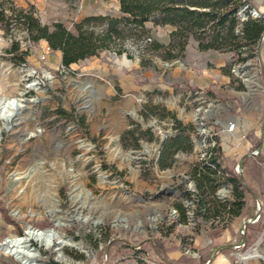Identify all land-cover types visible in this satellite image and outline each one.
Instances as JSON below:
<instances>
[{"label": "rangeland", "instance_id": "rangeland-1", "mask_svg": "<svg viewBox=\"0 0 264 264\" xmlns=\"http://www.w3.org/2000/svg\"><path fill=\"white\" fill-rule=\"evenodd\" d=\"M83 1L0 0L7 17L0 22V205L13 223L0 214V264H18L14 250L35 256L25 264H63L61 258L73 264H165L134 248L152 240L176 247L169 257L181 264H206L211 255L209 264H264V203H252L240 176L224 163L226 155L252 154L243 137L253 126L264 148V39L242 49L243 62L219 53L220 70L230 81L213 84L215 94L184 79L182 54L166 60L164 50L150 49L152 42L168 46L171 26L150 20L144 41H125L126 53L104 50L63 67L59 51L30 46L13 12L29 11L42 25L60 22L72 33L90 17L87 12L120 17L112 1ZM248 16L264 19V0L241 5L237 20ZM14 43L18 53L28 51L25 63L8 53ZM139 62L161 83L154 92L137 87L129 67ZM174 70L181 71L178 79ZM245 77L257 82L249 87ZM9 103L26 109L7 123ZM229 122L236 123L234 132H227ZM179 134L185 149L161 153L163 142ZM257 214L261 218L252 224ZM57 218L71 220L67 232L52 229ZM37 219L46 229L31 227ZM248 222L251 228L242 230ZM32 235L27 247L4 250L8 242ZM115 241L132 245L110 249ZM207 246L210 252L200 258ZM255 252L261 258L252 257Z\"/></svg>", "mask_w": 264, "mask_h": 264}, {"label": "trees", "instance_id": "trees-1", "mask_svg": "<svg viewBox=\"0 0 264 264\" xmlns=\"http://www.w3.org/2000/svg\"><path fill=\"white\" fill-rule=\"evenodd\" d=\"M118 2L121 14L119 18L100 15L87 17L74 26L75 33L68 31L60 22L42 25L29 11L16 9L13 12L16 21L24 27L30 46L34 47L40 41H45L48 49L60 52L63 67L95 57L104 50H112L117 55L126 53L125 41L132 37L144 41L147 32L145 24L150 20L155 26L168 25L175 28L170 34L167 47L157 42L149 45L152 51L164 50L163 58L166 60L175 59L182 54L189 36H192L200 51L229 52L236 56L238 62H243L247 57L243 56L242 49L249 44L260 42L264 34L263 18L250 19L248 16L247 21L241 23L237 20L238 9L241 5L251 7V0L243 2L241 0H118ZM6 18L4 9H1L0 5V22L6 21ZM239 24L241 28L237 31ZM18 51L19 45L14 43L8 53L16 55L14 59L17 63H25L28 51L21 53ZM174 51L177 53L175 54ZM139 63L142 67L145 66L144 63ZM263 126L264 122L262 129ZM183 138L179 134L164 141L161 153L170 150V155H174L185 149L181 142ZM244 139L251 145L252 152L258 151L262 146V139L255 135L254 128L246 132ZM262 152L261 149L255 159L248 156L242 161L243 176L241 177V182L252 203L261 204L264 203L263 167L257 161L264 163ZM225 161L228 170L232 171L234 162H230L227 157ZM244 175H247L248 179L244 178ZM0 214L5 222L13 225L1 205ZM250 226L247 225L245 230L251 228ZM131 245L126 241H115L111 243L110 249L127 248ZM134 248L149 257L160 259L165 264H181L169 257V253L176 251L177 248L169 247L164 241H142L134 245ZM210 250V246L203 249L200 258ZM202 263L203 261L200 264Z\"/></svg>", "mask_w": 264, "mask_h": 264}, {"label": "crops", "instance_id": "crops-1", "mask_svg": "<svg viewBox=\"0 0 264 264\" xmlns=\"http://www.w3.org/2000/svg\"><path fill=\"white\" fill-rule=\"evenodd\" d=\"M108 1L113 2L112 8H113L114 14L121 15L118 0H108ZM89 2L90 0L83 1V3H85L86 5H88ZM102 2L106 3L104 0H102ZM23 4L24 2H21V1L19 2V5H23ZM96 13L100 15H105L104 10L102 12L98 11ZM93 15H94V12L85 13V16H93ZM169 41L170 40L168 39L167 43H169ZM39 43L43 47V49H45V51L50 50L47 48V43L45 41H40ZM50 51L51 53H55V51H52V50ZM219 53H223V52L214 51V50L200 51L198 49L197 42H195V40L192 39L191 45L187 46L184 52L182 53V60L184 61V65H185L184 79L189 82V85H195L201 91H206V92L210 91L216 94L217 89H215V86L213 84L222 83V82L228 83L230 81V78L228 76H225L222 73V70H220L224 66V63H223L224 56L220 55ZM129 68L135 69L136 76L134 80L136 79L137 87L139 86L141 87V90H142L141 93L154 92L150 90H154L160 86L161 83L159 84L158 80L156 81L154 77V71L152 69L150 68L146 69L145 67H142L140 63L131 65V67ZM180 72L181 71L174 70L173 77L178 79L177 77ZM137 80H140L141 82L137 83L138 82ZM128 85H129V81L127 79H122V86L127 87ZM122 92H129V91H121V93ZM252 128L255 129V135H257V130H256L257 128L254 126ZM243 143L244 145L250 146L252 150L251 145L245 141L244 137H243ZM261 149L264 150L263 146ZM248 156H251V155L245 154L240 159H236L233 157L229 158V156L226 155L225 158L227 157L230 160V162H234V164L236 165L240 162V160L243 161ZM262 157L264 159V151L262 152ZM253 158L255 159L256 157H253ZM257 163H259L264 168V163H260L258 161Z\"/></svg>", "mask_w": 264, "mask_h": 264}, {"label": "bare ground", "instance_id": "bare-ground-1", "mask_svg": "<svg viewBox=\"0 0 264 264\" xmlns=\"http://www.w3.org/2000/svg\"><path fill=\"white\" fill-rule=\"evenodd\" d=\"M45 77H48V74H45ZM245 81H246V84L250 87L253 83L257 82V80L255 78H248V77H245ZM85 89H90V86H87L85 87ZM13 103H9V107L7 108V111H6V115H5V121L8 123V122H11L17 118H19V116H22L23 115V112L25 111L26 107L25 106H18V105H12ZM88 104V103H87ZM87 107H89V105H87ZM130 114L132 116H135L134 115V112L131 111ZM195 118V116H194ZM84 147L88 148L87 145H84ZM37 164V163H36ZM21 178H16L15 180H20ZM220 193H225L224 189L222 188L220 190ZM62 222H65V223H62ZM71 222V220H63L62 218H57L56 219V224L52 225V229L55 230L56 232L58 233H65L67 232L68 230V226L67 224H69ZM31 227L33 229H37L39 231H43L44 229H46V226L45 224L43 223V221L41 220H34L30 223ZM35 237H38L37 235H35ZM33 239H34V235H32V237L28 236V237H25L23 239H19V240H14V241H11V242H8L6 245H5V251L6 250H9L10 252L12 251V249L15 247V245H20V246H23L24 248L27 247V245L31 244L33 242ZM79 249L83 252V253H87L86 251V248L79 245ZM9 254V252H8ZM14 259L16 260V262L18 264H22L23 261H24V264L26 262L29 261L30 258H35L34 255H30V254H25L24 251H18V250H14L13 252V256ZM252 257H258V258H261V256L255 252L253 254ZM242 260H246V259H249L251 258L250 256H247V255H242L240 257ZM31 261V260H30ZM61 261L63 262V264H73L72 260L71 259H68V258H61ZM37 262V260H36ZM38 262H40L38 260ZM31 263V262H30ZM29 263V264H30Z\"/></svg>", "mask_w": 264, "mask_h": 264}, {"label": "built area", "instance_id": "built-area-1", "mask_svg": "<svg viewBox=\"0 0 264 264\" xmlns=\"http://www.w3.org/2000/svg\"><path fill=\"white\" fill-rule=\"evenodd\" d=\"M237 31H238V29H237ZM262 39H264V34L262 35ZM235 129H236V123H235V122H229V123L226 124V130H227V132H234ZM254 153H256V152H252V154H251L252 157L254 156V155H253ZM254 157H255V156H254ZM240 161H241V162H239L238 164H236V165L233 167V170H232V171L230 170V172H229V170H228V168H227L226 161H225V157H224V163H225V168H226V170H227L229 173H231V174H234V175L240 176V178H241V177L243 176V168H242V160H240ZM222 188L224 189L225 193H220V190H221ZM221 189L219 190V193H220L221 197H225V195H227V193H228L227 186H222ZM187 204H188V206H189V205H193L192 201L187 202ZM174 214H176V211H173V215H174ZM253 218H254V217H253ZM259 218H260V214H257L256 217H255L254 219H252V220L254 221V223H252V224L257 223V222L259 221ZM249 220H250V222H251V219H249ZM250 222H248V223H244L242 230H245L247 225H251ZM242 241H243L242 245L244 246V245H245V244H244L245 241H244V240H242ZM237 247H239V246H237ZM207 263H208V261L206 262V264H207Z\"/></svg>", "mask_w": 264, "mask_h": 264}, {"label": "water", "instance_id": "water-1", "mask_svg": "<svg viewBox=\"0 0 264 264\" xmlns=\"http://www.w3.org/2000/svg\"><path fill=\"white\" fill-rule=\"evenodd\" d=\"M261 148H262V146L260 147V149L258 150V151H256V153H254L253 155L256 157L257 156V153L261 150ZM241 162V161H240ZM243 243V241L241 242V244ZM212 255H211V257H210V259L208 260V263L207 264H209L210 262H211V259H212Z\"/></svg>", "mask_w": 264, "mask_h": 264}]
</instances>
